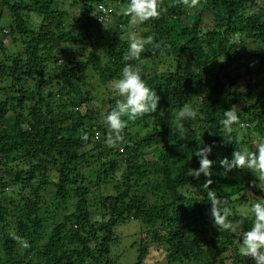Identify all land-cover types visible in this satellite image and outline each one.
<instances>
[{"label": "trees", "instance_id": "16d2710c", "mask_svg": "<svg viewBox=\"0 0 264 264\" xmlns=\"http://www.w3.org/2000/svg\"><path fill=\"white\" fill-rule=\"evenodd\" d=\"M128 3L0 0V264H118L114 228L127 221L143 224L133 264H147L152 245L166 248L167 264H255L238 241L264 190L220 162L264 139V0L192 8L163 0L161 17L137 29L153 43L125 61ZM126 64L140 68L160 102L154 114L122 117L124 140L108 147L102 117L122 99L110 86ZM185 104L199 114L183 121L181 136L176 114ZM231 108L240 123L226 133L220 121ZM203 145H213L212 175L196 179L188 173ZM210 190L241 222L235 233L213 226Z\"/></svg>", "mask_w": 264, "mask_h": 264}, {"label": "clouds", "instance_id": "9594fccd", "mask_svg": "<svg viewBox=\"0 0 264 264\" xmlns=\"http://www.w3.org/2000/svg\"><path fill=\"white\" fill-rule=\"evenodd\" d=\"M179 2L189 8L198 6L199 0H179ZM163 0H129L123 15L129 17V26L132 31L128 35L129 47L124 54V60H139L141 54L147 50L146 46L153 43V37L138 34L137 29L149 20L159 19L162 15ZM104 16H97L104 24L109 15L108 10L104 9ZM111 88L119 97L115 107L106 113L104 124L108 129L105 144L108 147H114L124 140V130L128 121L122 119L127 116L129 120L136 119L137 116L151 115L157 112L160 97L156 91L150 88L142 78L141 70L138 66L126 64L122 69L121 78L112 81ZM199 109L189 104H185L176 114V128L181 136H184L186 129L183 121L196 120ZM226 133H231L234 124L240 123L237 110L231 108L225 110L224 118L220 121ZM100 138V134L96 133V139ZM81 139L88 141L87 132L81 135ZM255 151L235 150L232 153V160L223 159L220 163L225 168V173L234 169L251 171L257 178L253 181L254 186H258L264 190V139L258 141L255 145ZM213 145H203L197 147L193 155L199 159V168H191L188 175L199 179L201 174L205 177H211V168L213 161L209 159ZM258 181V185H257ZM213 183L211 179H207L204 186L209 188ZM208 201L211 204L210 217L213 220V226L218 230H226L235 233L240 226L239 221L229 219L232 216V210L223 206V201L219 198L215 191L210 190L207 193ZM251 214L254 216V222L250 230L245 231L242 239L238 241V252L243 257H249L255 264H264V200L255 202L251 206ZM248 213H241L242 217H247ZM22 247L30 245L23 238H17Z\"/></svg>", "mask_w": 264, "mask_h": 264}, {"label": "rangeland", "instance_id": "374dc122", "mask_svg": "<svg viewBox=\"0 0 264 264\" xmlns=\"http://www.w3.org/2000/svg\"><path fill=\"white\" fill-rule=\"evenodd\" d=\"M68 4V3H67ZM69 11L71 13H76V9L70 8ZM208 19V18H207ZM208 20L204 22V26H206ZM10 38L4 39V43L8 45L10 43ZM164 60V59H163ZM163 60L161 62H163ZM163 65L160 66V71L162 70ZM93 85L96 86V82H93ZM111 88V86H110ZM104 120V117H102ZM239 177H242L244 180L248 179L247 176L252 174L251 171L248 170H239ZM256 177V176H255ZM257 179V178H256ZM109 186V185H107ZM7 188V192H9ZM110 192H113L112 187L109 188ZM90 211L92 213L93 219L95 222H100L101 215L99 212V200L92 197L90 200ZM246 210V209H244ZM251 212V208L248 209ZM143 227L141 221H127L121 223L114 228V236L116 237L113 240V253L115 256H118L119 262L118 264H133L137 259L138 253L137 248L132 247L133 241H138L140 236V231ZM137 238V239H136ZM150 255L146 259L147 264H167V251L166 248H159L154 245L150 247Z\"/></svg>", "mask_w": 264, "mask_h": 264}]
</instances>
